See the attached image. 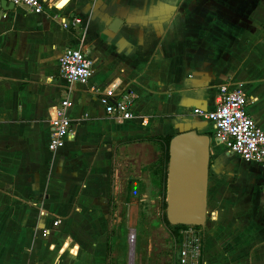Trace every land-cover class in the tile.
Here are the masks:
<instances>
[{"label":"crops","instance_id":"crops-1","mask_svg":"<svg viewBox=\"0 0 264 264\" xmlns=\"http://www.w3.org/2000/svg\"><path fill=\"white\" fill-rule=\"evenodd\" d=\"M6 1L0 264H106L114 148L186 129L211 137L205 264H264V166L230 152L194 115L215 108L222 85L240 86L264 130V0H44L40 15ZM68 48L94 61L87 84L60 76ZM125 91L137 94V118L109 117L100 97ZM66 98L73 136L51 152L50 120Z\"/></svg>","mask_w":264,"mask_h":264},{"label":"rangeland","instance_id":"rangeland-1","mask_svg":"<svg viewBox=\"0 0 264 264\" xmlns=\"http://www.w3.org/2000/svg\"><path fill=\"white\" fill-rule=\"evenodd\" d=\"M167 177L163 140H135L114 148L106 173V264H176L186 228L175 229L167 220Z\"/></svg>","mask_w":264,"mask_h":264},{"label":"built area","instance_id":"built-area-1","mask_svg":"<svg viewBox=\"0 0 264 264\" xmlns=\"http://www.w3.org/2000/svg\"><path fill=\"white\" fill-rule=\"evenodd\" d=\"M8 1L37 15L45 11L44 0ZM80 23L81 19L74 18L71 22H63V27L69 29ZM59 73L69 84H87L94 73V61L86 52L68 48L60 56ZM136 100L137 94L133 91H125L119 96L103 94L100 97L106 114L120 121L137 118L134 109ZM70 106L69 99L62 100L50 120L51 138L48 149L51 152H56L67 138L73 136L72 120L68 116ZM248 106L249 99L240 86L224 84L219 89L215 108L211 111L197 109L194 115L213 123L215 137L230 152L239 155L247 163L264 166V130L250 116ZM141 119L143 125H148L146 118ZM60 223V220H55L53 226L58 227ZM48 233L45 231L44 236ZM176 264H205L202 227L188 226L185 229L177 252Z\"/></svg>","mask_w":264,"mask_h":264},{"label":"water","instance_id":"water-1","mask_svg":"<svg viewBox=\"0 0 264 264\" xmlns=\"http://www.w3.org/2000/svg\"><path fill=\"white\" fill-rule=\"evenodd\" d=\"M6 3L11 5L9 1ZM210 169L211 137L208 134L186 129L174 135L169 143L167 177L166 213L170 225L206 226Z\"/></svg>","mask_w":264,"mask_h":264},{"label":"trees","instance_id":"trees-1","mask_svg":"<svg viewBox=\"0 0 264 264\" xmlns=\"http://www.w3.org/2000/svg\"><path fill=\"white\" fill-rule=\"evenodd\" d=\"M174 137V135H167V136H163L160 138V140H163L167 146V149H168V162H169V143L171 141V139ZM188 226H174L173 228L175 229H180V228H187ZM197 228H200V227H197ZM110 253V248L108 246V249H107V256L108 254Z\"/></svg>","mask_w":264,"mask_h":264}]
</instances>
